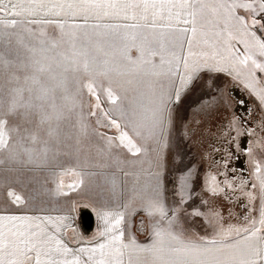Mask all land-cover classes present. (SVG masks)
<instances>
[{
    "label": "snow or ice",
    "instance_id": "obj_1",
    "mask_svg": "<svg viewBox=\"0 0 264 264\" xmlns=\"http://www.w3.org/2000/svg\"><path fill=\"white\" fill-rule=\"evenodd\" d=\"M202 71L225 73L264 110V0H0V171L16 172L25 191L11 190L6 178L0 264H264V157L256 155L264 135L246 149L258 207L247 179L226 178L221 187L210 177L213 196L247 198L236 223L209 206L191 215L203 216L211 233H188L180 210L165 206L159 168L173 108L202 86ZM85 93L95 98L88 116L97 115L102 96L113 106L103 112L112 135L90 128ZM238 104L251 112L247 100ZM242 119L229 122L237 136ZM258 128L264 133V120ZM93 135L104 141L102 162L91 156ZM66 149L82 167L98 169L86 174L102 201L98 235L77 247L62 235L68 217L10 214L44 203L48 193L35 173L55 177ZM56 194H65L59 182ZM140 212L148 243L132 228Z\"/></svg>",
    "mask_w": 264,
    "mask_h": 264
},
{
    "label": "rangeland",
    "instance_id": "obj_2",
    "mask_svg": "<svg viewBox=\"0 0 264 264\" xmlns=\"http://www.w3.org/2000/svg\"><path fill=\"white\" fill-rule=\"evenodd\" d=\"M48 31L49 33H53L58 30L50 26L48 27ZM209 78H211V80H209ZM202 79L203 77H201L199 81L202 86L195 91L187 92L182 96L181 101L173 108L174 124L169 148L163 151L161 166L159 168L161 181L162 177L165 178V181L168 179L167 183H161L165 206L170 211L179 209L181 212V224L184 229L188 233L199 235H204L205 233L210 234L212 228L203 216H192L191 213L194 210L206 212L208 207L212 206L220 211L226 222H237V218L234 216L235 207L233 202L230 199H225L224 193L213 196L209 187L211 176H215L217 181L221 182V187H223L222 182L226 178L228 180L231 179L222 174L207 170L212 159H230L229 151H227V147H230L228 145V140L231 138L228 119L232 115L237 103L235 92H240L244 99L248 101L251 114L257 119V124H260V121L264 120L259 109L251 103L253 98L248 97L247 93L242 91L241 86L232 81L231 77H228L225 73H207L205 75V82ZM210 82H214L218 87L207 86ZM94 104L95 98L92 97L91 103H84L83 107V112L90 128L94 129L96 133L112 135L113 130L103 126L106 122V117H104L103 112L113 106L111 104H101L99 109H94L97 113L96 116H88V112L92 109V105ZM98 120L100 123L97 122ZM261 134L264 135V133ZM253 136L249 146H254L256 142L260 140L258 134ZM90 141L91 154L98 158L97 149L104 145V141L99 135L91 136ZM226 145L227 147H225ZM260 149L261 148H256V155L259 154V156H261L262 150ZM259 150L260 152H258ZM70 151L71 150L66 149L61 153L58 159L62 166L54 169L56 173L59 172V175H63L60 177L59 175L53 177L52 171L46 170V177H44L46 187L44 188L48 193V205H51L49 202L54 198H60V200H64L63 202L65 203L68 197H71V195L67 194L69 189L61 188L62 192L65 194H56L58 177L62 186L68 185L73 187L79 183L80 176L78 173L70 172L73 168L72 162H69L70 160L68 159L69 154H71ZM245 153L248 166L245 165L241 167L242 172L249 180L250 184L248 190L253 191L256 197H258V190H252L250 188L251 183L254 182V178L251 176L252 167L250 158L248 153ZM240 157L243 163H245V155L240 154ZM110 162L111 161H109V163ZM185 180H187L186 184L184 183ZM11 190H15L21 195L25 194V191H22L21 185L17 183V174L15 175L14 187H11ZM67 195L69 196L65 198ZM3 196L6 197L7 194L4 192ZM181 196H183V204L180 203ZM205 201H208V204H205ZM86 202L87 201L83 200L75 201L78 226L79 211L77 210L78 204L76 203H79L82 208L85 207L92 210L95 214L93 208ZM53 206L54 205L50 207ZM24 207L25 206H13L14 209H23ZM29 207L34 206L30 205ZM144 221L146 223L147 218H145ZM96 225L97 223L95 221L94 228L90 230L91 234L97 231ZM143 231L145 235L148 233L146 229ZM143 231L139 230L138 233L140 234V232L142 233Z\"/></svg>",
    "mask_w": 264,
    "mask_h": 264
},
{
    "label": "crops",
    "instance_id": "obj_3",
    "mask_svg": "<svg viewBox=\"0 0 264 264\" xmlns=\"http://www.w3.org/2000/svg\"><path fill=\"white\" fill-rule=\"evenodd\" d=\"M207 73H211V72L202 71V73H201V77H203L202 80L204 82L206 80L205 75ZM218 74H221V73H218ZM91 100H92V97H89L85 93V95L83 97L84 103L90 104ZM101 104H110V102L107 101L106 97L102 96V103ZM259 111L261 112L262 117L264 119V110L259 109ZM260 150H262V149H260ZM260 150L258 152H260ZM70 153L71 154L68 153L69 154L68 159L70 160L69 162H72V164H73L72 171H70V172H77L78 175L80 176V180H79V183L73 187L68 186V185H64V186L61 185V188L69 189L67 194L71 195V197L69 198L68 197L69 195H67L65 198L68 197V199L65 203L63 202L64 200H60V198H57V199L54 198L49 202V203H51V205H48L47 204L48 198L46 195L44 198L43 204H40V205L34 206V207L28 206V207H24L23 209L12 208V209H10V214L40 216V217H44V216L68 217V220L65 222L68 226L66 228L62 229V235L66 239V241L69 242L70 246L77 247V246H79L77 243L78 241L82 242V241L91 240L92 238H94L98 235V233L102 227V222H101V218L99 215V211L101 208L102 201H101V197L97 194V189H96L95 183H94L95 177L86 174V173L97 171L98 169L90 168V167H82L81 165H79L77 163V155L75 153H73L72 151H70ZM261 153H262L261 156H259V154H257V156L258 157H264V150H262ZM91 156L94 157L96 159V161L102 162L100 157L96 158L95 155H92V154H91ZM61 163H64V162H61ZM110 163L115 164V157L113 158V160H111ZM46 170H48V169L38 170L35 173V176L43 183L44 187H46V183L44 180V177H46V172H47ZM59 174H60L59 172L56 173V175H59ZM15 175H16V172H14V171L13 172L0 171V200H3L6 198L3 196V193L5 192V194H7V190H9L7 188V186H3V185H6V182H5L6 178H7V181L10 182L11 187H14ZM29 175H32V174L29 173ZM61 175H63V174H61ZM61 175H59V177ZM59 177H58V182L60 183ZM81 179H83V183H80ZM164 179L165 178L162 177L161 183H167L168 182V179L166 181ZM65 198H61V199H65ZM166 199H167V196H166ZM76 200L87 201L86 203L89 204V206L92 207L94 212H95L94 216H95V221L97 223V225H96L97 231L95 232L94 237H92L90 239H87L84 237L82 231L80 230V227L77 224V215H76V210H75V201ZM52 205H54V206L50 207ZM255 205H256V207L259 206V194H258V197L255 201ZM145 218L146 217L143 213H140V214L137 213L135 216L132 217L133 231L135 232L138 241L141 243L150 242L149 238H148V233L146 235L144 234V231L142 233L140 232V234L138 233V231L141 227V221L145 220Z\"/></svg>",
    "mask_w": 264,
    "mask_h": 264
},
{
    "label": "flooded vegetation",
    "instance_id": "obj_4",
    "mask_svg": "<svg viewBox=\"0 0 264 264\" xmlns=\"http://www.w3.org/2000/svg\"><path fill=\"white\" fill-rule=\"evenodd\" d=\"M235 93L237 103L235 105V109L233 110L232 115L229 117L228 120L230 122L234 115L242 117V127L240 131L244 134L237 136L235 131H231V138L235 137V139L232 141L231 144L228 143V145L230 146L229 148L227 147V145L225 146L227 147V151H229L230 159H212L209 163V166L207 167V170L213 171L217 174H222L226 177H229L231 180H235L238 183L241 179L248 180V178H246L242 172L241 167L245 166V163H243L240 154L246 155V149L249 147L250 141H252L254 137L253 135H247L245 130L256 129L258 137L262 136V134L259 131V124H257V119L252 116L251 112H246L244 108L238 104V101L240 99H244L243 95H241L238 91ZM247 106L250 109L249 105ZM249 184L250 183L248 180V189ZM237 197H239V199H237ZM230 200L233 202V205L235 207L234 216H236L237 219L241 218L242 215L246 212L245 210H243L245 209L244 205L247 204L246 197H244L239 191H237L236 193L231 194Z\"/></svg>",
    "mask_w": 264,
    "mask_h": 264
},
{
    "label": "water",
    "instance_id": "obj_5",
    "mask_svg": "<svg viewBox=\"0 0 264 264\" xmlns=\"http://www.w3.org/2000/svg\"><path fill=\"white\" fill-rule=\"evenodd\" d=\"M245 165L248 166L246 155H245ZM78 220H79L80 230L82 231V233H83L82 229L86 231H90L95 226V216L93 211L90 209H83L82 211H80L78 215Z\"/></svg>",
    "mask_w": 264,
    "mask_h": 264
},
{
    "label": "trees",
    "instance_id": "obj_6",
    "mask_svg": "<svg viewBox=\"0 0 264 264\" xmlns=\"http://www.w3.org/2000/svg\"><path fill=\"white\" fill-rule=\"evenodd\" d=\"M76 204H78L77 210L79 212L82 211L83 209H88V208H85V207L82 208L79 203H76ZM82 230H83V233H84V237L87 238V239H90V238L94 237V235H95V233L91 234L90 231H86L84 229H82Z\"/></svg>",
    "mask_w": 264,
    "mask_h": 264
}]
</instances>
